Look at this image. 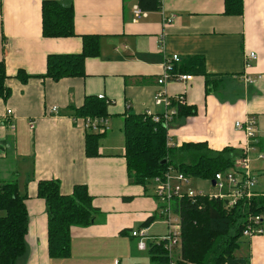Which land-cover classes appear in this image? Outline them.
<instances>
[{
  "label": "crops",
  "instance_id": "1",
  "mask_svg": "<svg viewBox=\"0 0 264 264\" xmlns=\"http://www.w3.org/2000/svg\"><path fill=\"white\" fill-rule=\"evenodd\" d=\"M43 1L0 0V63L10 89V96L0 99V183H17L28 216L26 251L15 264L138 261L134 257L143 252L129 231L157 216L158 203L153 189L128 177L124 120L147 111L161 113L153 98L160 90L156 80L163 73L164 55L176 54L181 60L201 56L217 87L206 92L204 77L193 75L187 83L162 88L168 97L183 95L185 106L196 108L194 116L173 119L168 146L204 143L215 151H242L246 140L234 124L248 115L256 119L257 141L264 140V0H242L241 16L225 15L224 0H162L155 11L143 10L147 16L137 23L131 21L137 0H49L74 12L75 35L57 39L42 36ZM83 35L100 37L99 55L85 60L84 75L42 78L47 56L80 54ZM248 52L257 59L245 69ZM19 71L30 77L25 83L15 77ZM243 74L254 84L244 83ZM98 96L112 102L106 106L109 130L99 140L98 155L87 158L85 136L94 132L82 130V118L73 114L86 98ZM259 154L258 145L249 152L253 174L264 173ZM252 163L257 164L254 171ZM51 180L58 182L62 195L85 185L101 213L94 225L70 228L68 259H51L47 253L46 206L37 198V185ZM255 188V195L264 196ZM160 226L166 229L155 220L148 235L161 237L156 230ZM239 242L240 257L248 264H264V236H242Z\"/></svg>",
  "mask_w": 264,
  "mask_h": 264
},
{
  "label": "trees",
  "instance_id": "2",
  "mask_svg": "<svg viewBox=\"0 0 264 264\" xmlns=\"http://www.w3.org/2000/svg\"><path fill=\"white\" fill-rule=\"evenodd\" d=\"M137 4L142 10L155 11L160 2L137 0ZM224 14L241 16L242 0H224ZM41 18L44 38H68L75 35L71 6L44 0L41 4ZM99 40V36L83 35L80 54L47 56L46 72L41 77L53 81L82 77L85 60L99 55ZM173 72L204 77L206 92L207 87H217L216 79L206 74L204 58L201 56L181 60L173 66ZM15 77L20 83L30 78L23 71L17 72ZM7 78L4 65L0 63L1 100L10 96V89L5 83ZM106 106L97 97H89L73 115L79 118L107 117ZM195 114V107H177V118ZM122 132L128 177L131 183L143 187L154 177L163 175L169 167L190 178L211 181L216 173L233 168L236 159L242 156V151L229 147L215 151L204 143L170 147L167 128L161 123H153L143 114L127 116ZM102 136L86 134L84 153L87 158L98 155ZM257 145L259 152L264 154V140L258 141ZM37 198L42 199L46 206L48 256L51 259H68L71 255L70 228L94 225L101 214L99 209L93 207L85 185L74 186L71 195H62L58 182L41 181L37 185ZM24 201L25 197L20 196L16 182L0 183V264H15L25 254L28 216ZM174 211L179 213L181 238L176 264H248L247 259L237 254L247 219L260 217L259 225L264 230V196L240 202L230 210H226L220 200L196 196L178 201ZM155 220L156 216L150 217L141 227L148 228ZM147 253L154 264H166L162 245L148 244Z\"/></svg>",
  "mask_w": 264,
  "mask_h": 264
},
{
  "label": "built area",
  "instance_id": "3",
  "mask_svg": "<svg viewBox=\"0 0 264 264\" xmlns=\"http://www.w3.org/2000/svg\"><path fill=\"white\" fill-rule=\"evenodd\" d=\"M162 0H159L161 2ZM132 23H137L140 19L147 16V12L143 11L138 5L132 7ZM168 19L163 18L166 23ZM160 47L163 48V41L160 42ZM257 56L254 52H248L244 57V68H250L252 61H256ZM178 55H164L162 64L163 73L156 80L160 90L153 98V103L156 107L162 108L161 113H153L147 111L143 116L150 118L153 123H161L165 128L172 123L177 116V107L185 106V98L183 95L168 97L165 94L164 88L168 83H187L192 80L191 75L176 74L173 72V66L180 62ZM244 83L253 85L254 80L246 77L245 74L240 77ZM102 100L105 105L111 104V101L106 100L103 96L97 97ZM52 113H57V108L51 109ZM6 115H11V111L7 110ZM29 126L33 129V123ZM81 129L85 132H94L104 135L108 130V119L106 117H85L81 119ZM234 128L244 134L246 145L242 148V156L236 159L234 167L225 172H218L214 175L215 194L203 195L194 192L191 188V179L179 170L169 167L161 176L154 177L153 196L158 203L157 219L162 220L166 226V235L164 237H151L148 235V230L145 227H140L129 231V237L135 241L136 249L140 252L148 250V244L162 245L166 264H176V251L181 245L180 238V217L179 213L174 211L175 204L182 199H193L196 196H207L209 199H217L224 203L226 210L236 207L240 202L250 201L258 197L253 193L256 185V178L252 175L251 160L249 152L257 144V122L253 116H246L243 120L237 121ZM258 159L264 163V154L260 153ZM260 217H250L242 232V236L252 237L256 235L264 236V230L260 227ZM179 251V250H178ZM112 264H119L114 260Z\"/></svg>",
  "mask_w": 264,
  "mask_h": 264
},
{
  "label": "rangeland",
  "instance_id": "4",
  "mask_svg": "<svg viewBox=\"0 0 264 264\" xmlns=\"http://www.w3.org/2000/svg\"><path fill=\"white\" fill-rule=\"evenodd\" d=\"M256 154V153H255ZM255 154H252L251 157L253 158V156H256ZM263 164V163H261ZM257 168V164L252 163V169L253 171ZM177 170V169H176ZM256 174V176H255ZM253 176H255L256 178V188L255 190L263 192L264 193V173L260 174V172L258 173L257 171H254V174L252 173ZM191 179V188L194 192L198 193V194H203V195H213L215 194V190L214 188L211 186V182L210 181H204V180H198V179ZM147 188L148 189H152L153 188V182L150 181L147 184ZM2 215V213H0V216ZM157 221L162 222V220L157 219ZM163 223V222H162ZM164 224V223H163ZM137 229V228H136ZM157 231H159L161 234V237H164L166 235L167 231L166 229H164L163 227H158L156 228ZM176 255L178 254V250L180 249V247L176 248ZM238 254V253H237ZM135 259H138V261H131V262H127L126 264H154L153 261L151 260L149 254L146 252H143L142 254H139L137 257H134ZM121 264H125L124 262Z\"/></svg>",
  "mask_w": 264,
  "mask_h": 264
},
{
  "label": "water",
  "instance_id": "5",
  "mask_svg": "<svg viewBox=\"0 0 264 264\" xmlns=\"http://www.w3.org/2000/svg\"><path fill=\"white\" fill-rule=\"evenodd\" d=\"M210 182H211V186L213 187V186H214V184H215V183H214V181H212V180H211Z\"/></svg>",
  "mask_w": 264,
  "mask_h": 264
}]
</instances>
